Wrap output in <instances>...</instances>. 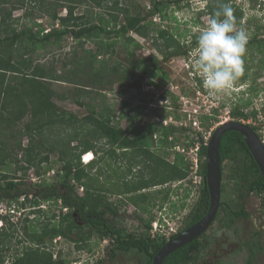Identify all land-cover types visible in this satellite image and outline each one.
<instances>
[{
    "label": "trees",
    "instance_id": "trees-1",
    "mask_svg": "<svg viewBox=\"0 0 264 264\" xmlns=\"http://www.w3.org/2000/svg\"><path fill=\"white\" fill-rule=\"evenodd\" d=\"M189 1L151 0V6L143 14L133 11L134 3L130 0H31L33 5L29 8H26V0H0V164L9 169L15 163L13 174H9L11 171L0 173V201H15L25 195L26 215L37 213L39 217L45 215L47 218L39 229L30 231L27 224L23 226L27 235L24 241L34 243V246L27 244L21 256L9 259L6 251L18 232L19 220L10 222L8 216L0 215V220L5 221L0 227V264H68L61 253L58 256L51 248H46L45 241L64 236L73 240L78 249L91 250L94 235L100 240L110 239L105 254L95 264H122L123 259L134 264H153L154 257L168 240L177 237L207 213L210 206L206 177L209 141L201 131H196L193 136L188 134L185 137L189 138V146L200 142L199 173L203 182L199 199L187 214L183 228L169 238L153 235L154 208L158 203L162 208L171 192L180 189H172V183L181 181L182 184L190 174V163L182 153L173 150L175 157L170 160L156 148L184 144L183 136L176 134L192 128L163 122L135 124V118L140 116L135 112L141 106L129 108L127 124L122 125L118 122L120 117L116 120L115 106L108 102L107 96V90L116 82H123L124 86L131 81L140 84L144 77H148L149 86L158 87L160 81L155 78L162 79L167 75L162 61L188 53L180 37L166 26L156 27L153 18L165 19L172 5L182 8L183 4L190 6ZM221 3L231 5L236 24L242 25L245 12L235 0H207L201 13L206 12L211 17ZM80 6L84 11L77 14L76 9ZM36 7L40 15L49 17L52 27L46 28L37 21L32 25L25 21L18 25ZM24 8L26 11L22 15L14 14L16 9ZM64 8L67 12L61 15ZM94 8L99 11L92 13ZM132 32L152 38L154 48L162 58L154 52L136 58V46L140 43L130 34ZM258 36L255 31L246 49L254 48L263 53L257 68L263 70L264 38ZM67 37H71L75 44L72 56L63 62L60 70L53 63L43 64L35 58L41 50L61 45ZM87 42L94 43L96 48H87ZM120 48L126 52V60L114 62L113 57ZM251 69L252 66L244 62V74L239 79L254 80ZM55 82L73 85L70 93L78 105L88 109L86 116L80 117L57 104L55 97L66 98L69 93L61 94L53 87ZM162 97L167 99L165 94ZM250 104L251 98H241V102L234 103L230 109L233 120L242 122L248 119L250 114L245 108ZM174 117L178 120L180 114L175 113ZM211 118L212 115L202 114V126H211ZM248 125L256 131L261 129ZM157 132L160 133L158 140L154 137ZM24 137L28 139L27 145ZM74 141L77 144H72ZM88 151L95 152L98 157L85 164L82 155ZM52 152L58 153L61 162L57 172L60 180L50 186L43 181L40 184L42 189L32 191L31 180L22 177H26L31 168L41 173L42 164L49 163ZM96 163L103 165L95 172ZM220 163L222 194L226 191V184H230L233 197L230 200L221 198L219 211L211 225L219 221V228L234 229L239 233L241 229L237 226L242 219H251L259 209L264 213V174L244 135L238 130H229L222 136ZM105 166L112 169V172L105 173L106 182L102 181ZM52 167L48 166L44 172ZM19 171L23 172L21 178L17 176ZM79 185L84 186V192L77 190ZM159 185L166 186L164 190L150 192L152 187ZM143 189L148 191L143 192ZM185 191L188 197L191 189L186 187ZM111 195L117 198L113 200ZM45 201L61 202V212L49 214L42 207ZM130 204L135 206L140 219V223L133 224V227L123 223V219L129 216L126 208ZM65 207L68 208L66 212ZM57 218L52 225V219ZM82 220L84 224L80 223ZM212 238L204 232L170 253L162 264H202L208 256L207 250L213 248ZM20 239L18 242H22ZM260 241H252L250 250L253 254Z\"/></svg>",
    "mask_w": 264,
    "mask_h": 264
},
{
    "label": "rangeland",
    "instance_id": "rangeland-1",
    "mask_svg": "<svg viewBox=\"0 0 264 264\" xmlns=\"http://www.w3.org/2000/svg\"><path fill=\"white\" fill-rule=\"evenodd\" d=\"M26 1L28 3L26 8H29L33 5L30 2L31 0ZM130 1H133L134 3V12L140 11L143 14H146L149 7L151 6V0ZM189 2L190 6H185V4H183L182 8H175V6L172 5L168 9V16L165 19H162L160 16H155L153 18L156 27L160 25L161 27L166 26L170 28L175 35H178L182 43L186 46L185 50H187L188 53L185 55L181 54L170 56L168 59L162 61V67L167 75L163 76L162 79L159 77L155 78L156 80L160 81L158 87L149 86L147 84L148 77H144L140 84H137L135 81H131L128 85L124 86L123 82H116L112 86V89H108V102L113 103L115 106L114 108L117 114L116 120H118L120 117L121 119L118 122L122 125H126L127 116L130 114L129 108L141 106V108L139 110H136L135 112L140 113V116L135 118V124L144 125L149 124L151 122L163 121L164 124L172 123L176 126H186L187 128H192L186 133L176 134L178 136H183L184 145H188L189 138H186L185 135L189 134L193 136L194 132L201 130L203 135L208 138L209 141L214 130L217 127H219L223 122L233 120L230 114L231 106L234 103L241 102V98H251V104L249 105V107L245 108V111L250 114V117L248 119L242 120V122L246 124H252L263 130L262 125L264 124V69L257 70V68L260 66L258 60L262 58L263 53L257 52L254 48H250L246 49V52L243 56V61L248 66H252L250 73H253L254 80L238 79L234 83L233 89L229 93L220 94L218 96L210 95L209 92L204 89L201 79L192 69V63L194 60L192 53L196 48V35H198L199 30L207 26L210 18V15L206 12L201 13V10H203L207 5V0H190ZM235 3L239 7H241L245 12V15L242 19V25L237 24V27H243L247 31L249 38L255 31L259 34L258 38H264V0H235ZM26 8L16 9L14 11V14L16 16H20L25 13ZM83 11V6H80L76 9L77 14H80ZM93 11L97 12L99 11V9L94 8L93 10H91V12L93 13ZM30 12L31 13L29 17H27L26 19H21L18 25H22L25 22H27L28 25H32L35 21H37L42 22V24L46 28L52 27V25L50 24L51 20L49 19V17L45 15H40L38 7L33 10H30ZM66 12L67 10L64 8L60 11V14L65 15ZM258 27H260L259 31H257ZM130 34H132L140 43V46H136V58L148 56L150 53L153 52L160 58H162V54L154 48L152 38H145L134 32ZM74 44V40L71 37H67L62 41L61 45H51L47 51L41 50L40 52H38L35 55V58L43 64L51 65L53 63L56 68L60 70L63 62L65 60H69V58L72 56L71 50ZM86 47L93 49L96 48L94 43L92 42H87ZM105 58L107 57L105 56ZM116 60L122 62L126 60V52L123 50V48H120L119 53L113 57V61L116 62ZM262 64L264 67V63ZM53 87L58 90L61 94L69 93L66 94V98H54V100L60 107L75 112L80 117H84L88 114V109L84 106L78 105L75 102L73 95L70 93V91L74 89L73 85L55 82L53 83ZM163 94L166 95V100L163 99ZM216 109L217 111H215ZM254 112H256V115H254ZM175 113L180 114V119H175ZM166 114H170V117L165 116ZM202 114L212 115L211 126L205 128L201 124V129L198 130L197 128V130H195L191 121L193 120V117L197 119L199 118L198 120L200 121V116ZM261 129H258V133L263 135L264 132H261ZM24 144H28L27 137H24ZM72 144H77V141H74ZM156 150L170 160H173L175 157V150L173 151L170 146H162L161 148H156ZM93 154L94 159L91 162L95 161L98 157L95 152H93ZM187 156L189 155L187 154ZM19 158L21 157L19 156ZM101 164L102 163H96L95 169L93 171L96 172L98 167L101 168ZM14 166L15 163H12L11 167L9 166V169H7L2 168L0 164V173H2L3 171H11L9 174H13ZM48 166L53 167L45 173V168H48ZM42 167L43 169L41 173H37L36 168H31L28 170L26 177H22V171L17 172V176L20 178L22 177L25 180H31V185H33L31 189L32 191H37L36 188L42 189L43 187L41 188L40 184H42L41 182L43 181H46L50 186V184L57 183L60 180L57 175V172L61 167V162L60 160H58L57 152H52L50 154L49 163H43ZM103 169L105 170H103L104 173L102 176V181L106 182L105 173L112 172V169L109 166H105L103 167ZM32 172L34 176L31 175ZM35 176H39V180H37L36 183H34L33 179H30ZM189 180H193V177L184 180L182 184L179 181H175L174 183H172V189H180L178 191L171 192L170 197L168 198V200L165 201L162 208H159V203L158 206L154 208L156 218H161L162 221L166 224L167 222H170L175 226L177 230L184 225L187 214L190 212V209L196 204L197 200L199 199L200 186L189 182ZM165 186L166 185L154 186L150 189V192H156L160 189L164 190L163 188ZM226 186V191L222 194V198L230 200L233 197L232 186L230 184H226ZM186 187L191 189V193L188 197L185 196ZM24 196L25 195H22L18 200L15 201H0V209L8 207L11 210H16L15 212L9 211V213L6 214L9 215L10 222H18L19 220L18 232L14 237V241L10 243L9 248L6 251V257L9 259L21 256L27 244H31L34 246V243L29 241L27 243L24 241L26 240L25 236L27 235L23 231V226L27 224L29 230L32 231L34 229H39L41 227V222L47 220L45 215H42L41 217H39L37 213H30V215H26V213L21 210L22 206H24L22 203ZM110 197L113 200L117 198V196L114 195H111ZM42 207L49 214H59L61 212V202L59 201L42 202ZM134 208L135 206L130 204L126 209L132 212ZM20 212H22V215H20ZM262 213H259L257 214V216H254L253 218L255 220L253 221L242 219L240 222L249 224V227L252 223H258L260 226H263L264 213ZM138 214L140 216L146 217V215H144L142 212H138ZM135 216L137 215L134 214L127 216L130 220H126L124 218L126 220L124 222L123 219L124 225L127 224L133 227V220H131V217L134 218ZM164 218H167L168 220L165 221ZM58 219L59 218L55 220L52 219L51 224L53 225ZM4 222L5 221H3V223ZM219 223L220 222L217 221L213 225H210L208 230L205 232L206 236L208 234L210 237H214L217 234L215 230H219ZM249 227H242L241 233H246L250 236ZM226 231L227 230L225 229L220 231V233H222L223 238V233ZM19 239L22 240V242H18ZM225 239L227 238H224L223 240ZM223 240H221V243L223 242ZM218 243L220 244V242ZM106 245L107 242L100 240L97 235H94L91 238V250L78 249L76 247V243L73 240L64 236L56 237V240H46L44 246L46 248H51V250H53L54 253H57L58 256L61 253L63 257L67 259L68 264H73L74 262H79L80 260H86L87 264H89L94 263L97 259L103 257V255L105 254L104 249ZM229 246L230 248H228V251L232 250L235 252L234 255L229 256V258L231 259H229V264H242L246 261L245 255H242L240 252H236L237 250L235 251V247L237 246L236 241L232 242V244L230 243ZM123 258H130V256H124ZM228 261L225 260V263L223 264H226ZM122 262V264H134L133 261H130L128 259H123Z\"/></svg>",
    "mask_w": 264,
    "mask_h": 264
},
{
    "label": "clouds",
    "instance_id": "clouds-1",
    "mask_svg": "<svg viewBox=\"0 0 264 264\" xmlns=\"http://www.w3.org/2000/svg\"><path fill=\"white\" fill-rule=\"evenodd\" d=\"M195 39L192 69L201 79L204 89L212 96L229 93L234 83L244 74L243 56L249 40L247 31L237 27L231 5L221 3ZM21 210L26 213L28 208L22 206ZM9 211L10 208L7 212H0V215L9 217L6 215ZM0 222L3 225V220Z\"/></svg>",
    "mask_w": 264,
    "mask_h": 264
},
{
    "label": "water",
    "instance_id": "water-1",
    "mask_svg": "<svg viewBox=\"0 0 264 264\" xmlns=\"http://www.w3.org/2000/svg\"><path fill=\"white\" fill-rule=\"evenodd\" d=\"M229 130H238L244 135V139L251 150L255 160L264 174V142L257 131L250 125L231 120L223 122L217 127L207 147V184L210 192V206L207 213L196 223L188 227L175 238L168 242L159 250L153 260V264H162L164 259L175 250L192 242L208 230L215 220L219 211L222 198V172L220 163V145L224 133Z\"/></svg>",
    "mask_w": 264,
    "mask_h": 264
},
{
    "label": "flooded vegetation",
    "instance_id": "flooded-vegetation-1",
    "mask_svg": "<svg viewBox=\"0 0 264 264\" xmlns=\"http://www.w3.org/2000/svg\"><path fill=\"white\" fill-rule=\"evenodd\" d=\"M257 133H258V131H257ZM258 135L260 137H262V135L260 133H258ZM147 191H148V189H143V192H147ZM262 212L263 211H260V209L257 210V212H255V214H253L251 219H254L253 218L254 216H257V214L262 213ZM128 213H129V215L136 214L135 209H133L132 212L129 211ZM125 219L126 220H130L127 216L125 217ZM131 220H133L132 224L138 225L140 223V219H138V215L135 216L134 218L131 217ZM80 223L84 224L85 222L82 220ZM185 224L186 223H184V225ZM184 225L181 228H183ZM238 226L242 229V227L243 228L249 227V224H245L244 222H242V223L239 222ZM181 228H179V229H181ZM249 229L250 230H255L253 235L252 234L251 235L253 237H255V238L261 239V241H260V244L257 247L254 248L255 249V254H253L251 252L252 250L248 249L249 252L247 254V257H245L246 261L243 262L242 264H264V223H263V226H260L258 223L257 224L252 223L251 226L249 227ZM223 234H224V238H227V239L223 240L224 238L222 236V233H218L212 238V240L214 241L213 242L214 244L212 245L213 248H209L207 250V252H208L207 255L208 256H207V258H205L204 261H202V264H223V263H225L224 262L225 260L228 261L230 259L229 256H232V255H230V252L232 250L228 251V248H230L229 244L230 243L232 244V242L236 241V243L238 245L236 247L241 246V244H240L241 242H245L247 244V246L250 247V244H248V243H250L249 240H248V234H246V233H242L241 238H240L241 241H238V239H237L238 233L236 232V230L232 231V233L230 235H228L226 233H223ZM258 239H252V241H256ZM221 240H223L222 243H221ZM103 241L107 242V245L110 243V239H108V238L104 239ZM218 242H220V244ZM242 246H243V244H242ZM97 260H99V259H97ZM230 260L226 264H229ZM95 263L96 262L89 263V264H95Z\"/></svg>",
    "mask_w": 264,
    "mask_h": 264
},
{
    "label": "built area",
    "instance_id": "built-area-1",
    "mask_svg": "<svg viewBox=\"0 0 264 264\" xmlns=\"http://www.w3.org/2000/svg\"><path fill=\"white\" fill-rule=\"evenodd\" d=\"M199 119V118H198ZM197 118L193 117V120L191 121L192 125H193V128L195 130H198L201 129V123L200 121L198 120ZM163 122V121H162ZM164 123V122H163ZM167 123V122H166ZM167 125V124H166ZM201 131V130H199ZM261 132H264V127H263V130L261 129ZM154 137L156 138V140L159 139L160 137V133L157 132L155 133ZM173 137H171L172 139ZM262 141L264 142V134L262 135ZM206 140H208V138L205 137ZM159 142V141H158ZM199 148H200V142H196L195 145H192V146H189V145H184V144H181V143H178L176 144L175 146H173V150L175 151H178L180 153H182L185 157V160L187 162L190 163V174H189V179L193 177V180L192 182L198 186H200L202 184V180H203V177L202 175L199 173V170H200V158H199ZM89 153H92V152H86L82 155V160L84 163H89L91 162L93 159H94V154L92 153L90 158H87V155H89ZM187 154L189 156H187ZM34 169V168H33ZM33 172H32V174ZM187 178V179H188ZM30 179H33L34 183H36L37 180H39V176H35V177H32ZM29 180V179H28ZM77 190L79 191H83L84 190V186H78L77 187ZM25 198L23 197V200ZM15 210V209H14ZM14 210H11V211H14ZM68 210L67 207L64 208V211L66 212ZM8 211V208H3V209H0V212H7ZM21 214V212H20ZM165 221H167L168 219L167 218H164ZM2 225V223H1ZM152 233L153 235H156V234H161V235H164L166 237H170L172 234L176 233L178 230L175 228V226L173 224H171L170 222H167V224L165 222L162 221L161 218L157 217L153 222H152ZM61 237V236H59ZM56 240V238H55ZM57 254H55L56 256ZM87 261L86 260H80L79 262H74L73 264H85Z\"/></svg>",
    "mask_w": 264,
    "mask_h": 264
},
{
    "label": "crops",
    "instance_id": "crops-1",
    "mask_svg": "<svg viewBox=\"0 0 264 264\" xmlns=\"http://www.w3.org/2000/svg\"><path fill=\"white\" fill-rule=\"evenodd\" d=\"M246 220H250V221L252 220V221H253V220H255V219H246ZM237 227H238L239 229H241L239 226H237ZM221 230H223V229H222V228H219V230H215V232L218 234V233H220ZM225 230H227L228 232L226 231V232H224V233H226V234H228V235H230V234L232 233V232H231L232 230L235 231L234 229H232V230H231V229H230V230H229V229H225ZM254 231H255V230H250V236H251V237L248 235V240H249V242H250V243H248V244H250V247L247 246V244H246L245 242H241V243H240L241 246H239V247H235V251L237 250L236 252H240L242 255H245V256L247 257V254H248V252H249L248 249L250 250V248H251L252 239H255V237L252 236L253 233H254ZM251 234H252V235H251ZM241 235H242V233H241V230H240L239 233H238V236H237L238 241H241V240H240ZM249 238H250V239H249ZM242 241H243V240H242ZM253 242H254V241H253ZM240 244H239V245H240ZM242 244H243V246H242ZM237 246H238V245H237ZM238 250H239V251H238ZM234 254H235L234 251H231V252H230V255H234Z\"/></svg>",
    "mask_w": 264,
    "mask_h": 264
},
{
    "label": "bare ground",
    "instance_id": "bare-ground-1",
    "mask_svg": "<svg viewBox=\"0 0 264 264\" xmlns=\"http://www.w3.org/2000/svg\"><path fill=\"white\" fill-rule=\"evenodd\" d=\"M91 154H92V153H89V155H87V158H90Z\"/></svg>",
    "mask_w": 264,
    "mask_h": 264
}]
</instances>
